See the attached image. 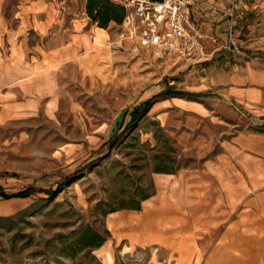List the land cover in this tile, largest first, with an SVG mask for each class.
Returning <instances> with one entry per match:
<instances>
[{
    "label": "rangeland",
    "instance_id": "obj_1",
    "mask_svg": "<svg viewBox=\"0 0 264 264\" xmlns=\"http://www.w3.org/2000/svg\"><path fill=\"white\" fill-rule=\"evenodd\" d=\"M85 3L0 0V264H264V167L240 146L262 130L199 91L193 60L132 55L130 43L110 52L120 25L98 27ZM225 46L239 55L228 36ZM41 56L56 73L51 103L2 98L28 65L39 73ZM20 89L31 97L30 86ZM150 185L139 211L120 208ZM85 226L109 236L66 256Z\"/></svg>",
    "mask_w": 264,
    "mask_h": 264
},
{
    "label": "crops",
    "instance_id": "obj_2",
    "mask_svg": "<svg viewBox=\"0 0 264 264\" xmlns=\"http://www.w3.org/2000/svg\"><path fill=\"white\" fill-rule=\"evenodd\" d=\"M199 1L224 10H229L232 3H236L233 29L243 43L248 57L236 55L225 46L231 24L228 19L220 17L215 11L195 5L189 8L187 21L202 36L204 54L192 63L201 73L200 92H211L207 97H215L242 110L246 113L245 118L249 125L262 130H251L243 134L240 146L253 156L257 167H264V0ZM10 50L12 56L18 54L20 57L21 47L14 46ZM52 52L55 50L43 51L46 55ZM50 58L56 57L52 55ZM42 60L43 56L37 63L41 64ZM24 66L26 65L19 62L20 69ZM28 66L30 71L16 77L1 94L2 98L10 99L18 106H36L38 98L42 96L47 99L46 105L51 103L57 91L56 73L53 68L41 64L39 73H35V65L32 63ZM24 86L31 87V91L27 92L30 98H24L23 88L20 89ZM20 98L26 100H18Z\"/></svg>",
    "mask_w": 264,
    "mask_h": 264
},
{
    "label": "built area",
    "instance_id": "obj_3",
    "mask_svg": "<svg viewBox=\"0 0 264 264\" xmlns=\"http://www.w3.org/2000/svg\"><path fill=\"white\" fill-rule=\"evenodd\" d=\"M122 6L125 17L114 40H107L110 52L123 51L130 43L129 53L152 52L160 58L192 61L204 54L202 36L187 21L189 8L195 5L217 12L230 21L227 31L231 48L247 57L243 44L235 36L233 21L235 5L229 10L199 0H110ZM243 48V50H242Z\"/></svg>",
    "mask_w": 264,
    "mask_h": 264
},
{
    "label": "trees",
    "instance_id": "obj_4",
    "mask_svg": "<svg viewBox=\"0 0 264 264\" xmlns=\"http://www.w3.org/2000/svg\"><path fill=\"white\" fill-rule=\"evenodd\" d=\"M85 13L93 23L103 29H106L111 23L116 24L117 26L121 25L125 17L124 8L110 0H86ZM166 93L173 94L174 92L169 89L166 90ZM144 107H147V105L143 104L141 107L134 109L133 114L131 115V120L125 124L124 129L130 128L136 121H138V119H140L145 111ZM117 138L118 136L110 139L108 143H114ZM150 188L151 191L140 195L139 200L130 201L129 203L122 205L120 208L139 211L141 203L154 195V187L150 185ZM45 193L51 195L53 191H46ZM26 194V192H21L18 193L16 197H23ZM116 210L117 209H112L108 212H103L102 214L106 215ZM108 236L109 232L107 230L100 233L90 226H85L77 233L76 238L65 247L66 249L64 248L66 256L73 258L77 252L90 248H99L106 241Z\"/></svg>",
    "mask_w": 264,
    "mask_h": 264
},
{
    "label": "water",
    "instance_id": "obj_5",
    "mask_svg": "<svg viewBox=\"0 0 264 264\" xmlns=\"http://www.w3.org/2000/svg\"><path fill=\"white\" fill-rule=\"evenodd\" d=\"M127 112H128V110L124 109L115 118V122H114V125H113V128H112V132H111V134L109 136L110 139L113 138L116 135V133L121 129L123 121H124V118H125Z\"/></svg>",
    "mask_w": 264,
    "mask_h": 264
},
{
    "label": "bare ground",
    "instance_id": "obj_6",
    "mask_svg": "<svg viewBox=\"0 0 264 264\" xmlns=\"http://www.w3.org/2000/svg\"><path fill=\"white\" fill-rule=\"evenodd\" d=\"M102 31V34L101 33H98L94 38H93V41L94 43H100V38L102 37V35H104L103 33H105L103 30Z\"/></svg>",
    "mask_w": 264,
    "mask_h": 264
}]
</instances>
